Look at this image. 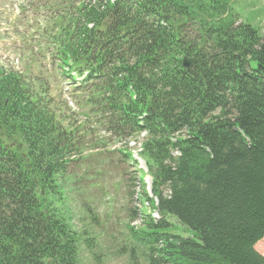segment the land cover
Listing matches in <instances>:
<instances>
[{
  "label": "trees",
  "instance_id": "1",
  "mask_svg": "<svg viewBox=\"0 0 264 264\" xmlns=\"http://www.w3.org/2000/svg\"><path fill=\"white\" fill-rule=\"evenodd\" d=\"M233 2L66 0L35 32L59 76L79 80L86 119L119 142L146 134L158 204L141 191L161 219L129 230L147 264H264V33ZM30 77L0 68V264H79L78 129Z\"/></svg>",
  "mask_w": 264,
  "mask_h": 264
},
{
  "label": "rangeland",
  "instance_id": "2",
  "mask_svg": "<svg viewBox=\"0 0 264 264\" xmlns=\"http://www.w3.org/2000/svg\"><path fill=\"white\" fill-rule=\"evenodd\" d=\"M32 0H29L30 2ZM45 1V0H42ZM27 0H0V57L12 67L20 70L15 62V47H20L17 33L23 32L21 17H30L31 10L24 9V16L19 7ZM33 4V3H32ZM234 7L240 14V21L245 16H254L252 24L264 33V0H235ZM239 21V22H240ZM11 57V58H10ZM45 66V62L41 60ZM42 66V67H44ZM36 74L38 69L33 67ZM44 76V72H43ZM50 80V78H48ZM64 117L69 122L82 123L85 129L80 133L82 140L81 155L73 165L78 179L75 193L70 195L68 210L72 214L70 224L90 242L92 253L80 246L78 260L80 264H147L144 250L138 246L129 228L138 231L142 226L143 214H149L154 222L161 219L159 213L150 208V203L142 193L141 182L146 186L148 199H157L151 194V179L146 173V166L138 156L140 142L116 143L91 122H85L81 115V105L70 87L62 85ZM118 151L131 153L138 164L124 158ZM173 224V232L188 237V229L179 226L172 218L165 217ZM255 251L264 258V237L258 242Z\"/></svg>",
  "mask_w": 264,
  "mask_h": 264
},
{
  "label": "water",
  "instance_id": "3",
  "mask_svg": "<svg viewBox=\"0 0 264 264\" xmlns=\"http://www.w3.org/2000/svg\"><path fill=\"white\" fill-rule=\"evenodd\" d=\"M190 64H191V61H190V60H186V59L183 60L182 65H183L185 68H188V67L190 66Z\"/></svg>",
  "mask_w": 264,
  "mask_h": 264
}]
</instances>
